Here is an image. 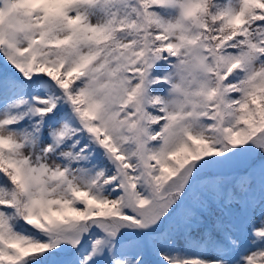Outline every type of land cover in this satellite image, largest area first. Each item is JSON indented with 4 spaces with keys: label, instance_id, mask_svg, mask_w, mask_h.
Masks as SVG:
<instances>
[{
    "label": "snow or ice",
    "instance_id": "obj_1",
    "mask_svg": "<svg viewBox=\"0 0 264 264\" xmlns=\"http://www.w3.org/2000/svg\"><path fill=\"white\" fill-rule=\"evenodd\" d=\"M0 264H264V0H0Z\"/></svg>",
    "mask_w": 264,
    "mask_h": 264
}]
</instances>
